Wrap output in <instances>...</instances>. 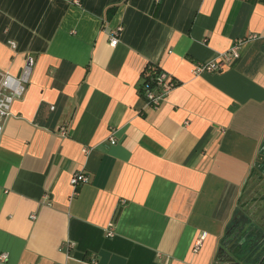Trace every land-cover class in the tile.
I'll return each instance as SVG.
<instances>
[{"label": "crops", "instance_id": "1", "mask_svg": "<svg viewBox=\"0 0 264 264\" xmlns=\"http://www.w3.org/2000/svg\"><path fill=\"white\" fill-rule=\"evenodd\" d=\"M80 2L0 0V72L34 62L0 140V264H251L226 239L240 212L264 235V0ZM153 67L179 83L158 109Z\"/></svg>", "mask_w": 264, "mask_h": 264}, {"label": "built area", "instance_id": "2", "mask_svg": "<svg viewBox=\"0 0 264 264\" xmlns=\"http://www.w3.org/2000/svg\"><path fill=\"white\" fill-rule=\"evenodd\" d=\"M77 5H80V0H74ZM122 27H119L111 36L110 44L115 47L119 43L120 33ZM259 38V35H250L248 40L254 41ZM244 40V39H243ZM243 40H237L230 51L223 55L225 62H231L240 57V49ZM222 59V60H223ZM223 62H211V63H197L194 68V75L200 76L204 73L221 72L223 70ZM34 62L32 59L28 61L26 66L18 75L10 73L0 72V140L4 134L7 121L12 117V107L15 101L22 99L31 81L33 72ZM179 86V83L171 78L163 70H153L146 74V81L143 86V97L147 101V104L152 108L158 109L166 101L168 95ZM112 144L116 143V139L111 137ZM89 150L85 149L88 153ZM71 186L76 190L80 185L90 183V177L84 172L74 173L70 180ZM32 216V219H35ZM108 236H113V232L109 231ZM205 234L201 237L197 243L195 251L198 250ZM69 249L74 248V244H68ZM7 258L6 254L1 255L0 261H5ZM96 264V262H93Z\"/></svg>", "mask_w": 264, "mask_h": 264}, {"label": "water", "instance_id": "3", "mask_svg": "<svg viewBox=\"0 0 264 264\" xmlns=\"http://www.w3.org/2000/svg\"><path fill=\"white\" fill-rule=\"evenodd\" d=\"M241 216V212L236 216L235 222L232 223L234 224L233 229L228 232L226 241H230V243L234 242L233 245L235 246L233 253L235 256L241 253L244 255L251 254V264H264V243L260 242L264 235H259V231H254L250 228L249 222H246L247 224L242 222L240 220ZM238 222H241L240 226H237ZM226 241L222 246L221 252L226 251L228 247Z\"/></svg>", "mask_w": 264, "mask_h": 264}, {"label": "trees", "instance_id": "4", "mask_svg": "<svg viewBox=\"0 0 264 264\" xmlns=\"http://www.w3.org/2000/svg\"><path fill=\"white\" fill-rule=\"evenodd\" d=\"M155 69H156V70H159V71L161 70V69L156 68V67H153V68H150V69L148 68V69L146 70V73H145V81H146V74L149 73L150 71L155 70Z\"/></svg>", "mask_w": 264, "mask_h": 264}]
</instances>
